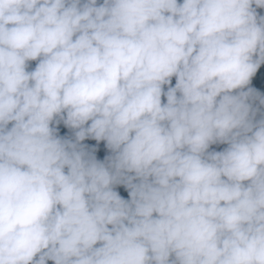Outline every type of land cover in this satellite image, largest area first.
<instances>
[{
    "label": "clouds",
    "instance_id": "obj_1",
    "mask_svg": "<svg viewBox=\"0 0 264 264\" xmlns=\"http://www.w3.org/2000/svg\"><path fill=\"white\" fill-rule=\"evenodd\" d=\"M0 264H264V0H0Z\"/></svg>",
    "mask_w": 264,
    "mask_h": 264
}]
</instances>
